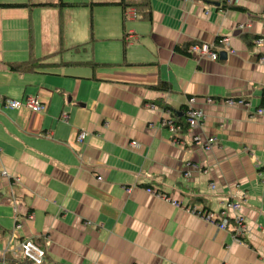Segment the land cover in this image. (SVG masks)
Masks as SVG:
<instances>
[{"label":"crops","instance_id":"0c3cea01","mask_svg":"<svg viewBox=\"0 0 264 264\" xmlns=\"http://www.w3.org/2000/svg\"><path fill=\"white\" fill-rule=\"evenodd\" d=\"M120 1L0 0L30 5L0 7V263L39 239L45 264H264V0H150L151 20L128 7L125 21ZM88 4L85 24L75 8ZM244 34L263 42L249 46ZM189 43L217 44L218 59L197 58ZM34 58L49 67L8 66ZM161 81L171 89L152 88ZM28 96L45 110L5 104ZM190 97L205 115L193 129L179 121ZM169 117L183 125L178 143L161 125ZM228 201L242 204L241 242L233 214L220 229L189 209L217 215Z\"/></svg>","mask_w":264,"mask_h":264},{"label":"built area","instance_id":"2783aa9c","mask_svg":"<svg viewBox=\"0 0 264 264\" xmlns=\"http://www.w3.org/2000/svg\"><path fill=\"white\" fill-rule=\"evenodd\" d=\"M239 29H245L247 28V25L241 24L238 26ZM263 40L258 38L254 41V44L260 45L262 44ZM217 44H221L226 47V49L229 51V53L234 54L235 51L231 46V40L230 37H222L220 40L217 42ZM217 44H208V43H195L192 44L188 52L190 54L196 55L197 58H206L211 61H215L219 57V51H217ZM261 62H264V57H262ZM215 99L213 98H207L206 103L211 104L214 102ZM196 97H190L188 99V108L186 110V122L188 124V129H193L197 128L200 125L203 124V121L205 119L204 111L196 106ZM227 105H236V104H244L245 101L241 98L238 99H228L226 101ZM5 104L8 108L11 109H21L22 107H27L33 112H43L45 110V105L42 104L40 99L36 96H28L25 97L24 99L21 100H16L12 98H7L5 100ZM258 113H262V110H258ZM68 118L67 114L63 115V120H66ZM163 127L168 128L170 132L173 135V140L174 142L178 143L179 139L177 138L183 131V125H181L178 122H175L172 118H168L163 121L161 124ZM89 135V131L86 130H81L77 137H76V142L78 143H83L86 138ZM198 143L200 142V139L196 137L195 139ZM216 143V140L212 137L208 138V140L205 142V150L209 149ZM130 145L132 147H137L138 144L136 142H131ZM2 175L5 177H9L10 175L8 172L3 169L2 170ZM14 182L19 183L21 182V178L17 176H10ZM101 180L102 178L99 177ZM212 188H216L215 184H212ZM131 189H126V191H130ZM146 191L150 194L157 195L159 197H162L168 201H172L173 205H179L177 201H174L171 197H169L167 194L162 193L160 191H156L155 189L152 188H146ZM10 203L13 206L14 209V217L16 219L15 223V229L21 228V223L17 219L18 217V210H17V200L14 196L13 193H11L10 197ZM193 212L197 213L200 215L202 218H204L206 221L212 223L216 227L220 229H227L229 225V220L233 219L234 225L232 226V231L234 237L241 242V238L245 235L247 231V224H246V219L240 212L242 210V204L241 202H235V201H228L224 207L217 215L211 213L210 211H200L201 209H196L194 208H189ZM230 214H233V218L229 219ZM19 250L22 256L27 258L28 260L32 261L35 264H43L46 259V251L44 248H42L40 245L36 244L32 239H25L23 240L20 245H19ZM7 253L4 252V256Z\"/></svg>","mask_w":264,"mask_h":264},{"label":"trees","instance_id":"16d2710c","mask_svg":"<svg viewBox=\"0 0 264 264\" xmlns=\"http://www.w3.org/2000/svg\"><path fill=\"white\" fill-rule=\"evenodd\" d=\"M118 4L124 10L123 21H125L127 19L125 12H126L128 7H135L137 9L136 12L140 14L141 18L151 20L150 0H139L136 3H130L127 0H121ZM42 5H44V4H42ZM76 5L77 4L65 3V2H61L59 4V6L62 8L73 7ZM28 6H30V5H28V4H0V7H4V8H6V7H28ZM224 8H229V9L238 10V11H245V8L239 7V6H228V7L224 6ZM242 38L247 45L252 46L254 44L253 43L254 39H258L259 37L258 36H251L250 34H244L242 36ZM219 40H220V38L217 39V42ZM190 45H192V43L187 44V48ZM84 47H85V45H82V46L78 45V46H75V50H77V49L83 50ZM187 48L182 49V47H179V46L176 47L177 50H182L184 53H186ZM40 60H42V59L34 58V59H29L28 61H24V62L9 63L8 66H9L10 70H12L14 72H18V73L34 72V71H37L39 69H46L47 67H49L48 64H46ZM89 64L92 68H95L96 66H98V62H96V61H92V62L89 61ZM152 88L157 89V90H170L171 89L170 84L165 82V81L159 82L157 85L152 86ZM167 107H165V108H167ZM260 107L261 108L264 107V89L262 90V93L260 96ZM185 119L186 118H179V121L185 123V121H186ZM198 202L202 203L203 201L199 200ZM196 209H198V208H196ZM200 211L204 212V211H210V210L203 208ZM33 241L45 249L44 245L42 244V242L39 239H33ZM45 251H46V249H45ZM5 261L8 262L9 264H35L32 261L25 258L24 256H22L21 254L14 255L12 253L6 254ZM43 264H45V263H43Z\"/></svg>","mask_w":264,"mask_h":264},{"label":"rangeland","instance_id":"374dc122","mask_svg":"<svg viewBox=\"0 0 264 264\" xmlns=\"http://www.w3.org/2000/svg\"><path fill=\"white\" fill-rule=\"evenodd\" d=\"M85 1H88V0H85ZM92 1H97V0H92ZM96 6V5H95ZM75 10L77 11V13H80V11L83 13V22L86 24L87 23V19H86V12H89L90 11V5L88 4V5H81V6H77L76 8H75ZM97 16H98V12H96L95 13V17L97 18ZM94 25V26H93ZM92 26V27H91ZM87 27H88V30H89V34L92 36V34H93V32H94V30L96 29V27H97V25H96V23L94 24L90 19L88 20V25H87ZM95 27V28H94ZM90 38V37H89ZM89 38H88V40H89ZM95 43V40H94V42H93V44ZM67 54H70V55H68V56H66L67 58H72V59H74V58H78V54L76 55V54H73V53H67ZM66 54V55H67ZM85 57V56H84ZM89 69V68H88ZM1 264V263H0Z\"/></svg>","mask_w":264,"mask_h":264},{"label":"water","instance_id":"95a60500","mask_svg":"<svg viewBox=\"0 0 264 264\" xmlns=\"http://www.w3.org/2000/svg\"><path fill=\"white\" fill-rule=\"evenodd\" d=\"M223 54H224V53H223V52H221V53H220V56H221V55H223Z\"/></svg>","mask_w":264,"mask_h":264}]
</instances>
